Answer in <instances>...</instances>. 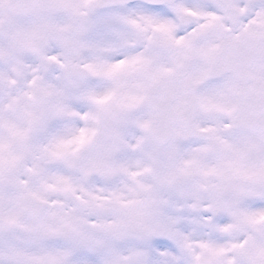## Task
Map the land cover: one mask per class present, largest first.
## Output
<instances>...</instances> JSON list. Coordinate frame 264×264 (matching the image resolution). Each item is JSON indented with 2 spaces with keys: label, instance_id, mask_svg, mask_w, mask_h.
Listing matches in <instances>:
<instances>
[{
  "label": "snow or ice",
  "instance_id": "snow-or-ice-1",
  "mask_svg": "<svg viewBox=\"0 0 264 264\" xmlns=\"http://www.w3.org/2000/svg\"><path fill=\"white\" fill-rule=\"evenodd\" d=\"M0 264H264V0H0Z\"/></svg>",
  "mask_w": 264,
  "mask_h": 264
}]
</instances>
